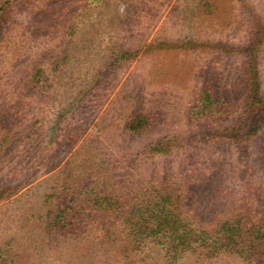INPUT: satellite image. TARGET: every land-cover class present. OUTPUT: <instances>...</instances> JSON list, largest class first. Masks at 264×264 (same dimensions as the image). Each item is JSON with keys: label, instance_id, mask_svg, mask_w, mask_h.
I'll return each instance as SVG.
<instances>
[{"label": "rangeland", "instance_id": "1", "mask_svg": "<svg viewBox=\"0 0 264 264\" xmlns=\"http://www.w3.org/2000/svg\"><path fill=\"white\" fill-rule=\"evenodd\" d=\"M88 3L76 20L71 60L50 103L39 101L28 82L46 50L61 47L59 38L43 34L47 19L30 15L27 4L4 26L8 42L0 45V123L13 135L0 149V249L10 248L8 264H126L117 245L108 251L95 244L97 238L91 244L70 239L57 245L45 237L36 219L51 178L61 183L77 176L87 179L90 189L117 193L120 185L145 187L163 174L194 172L198 182L185 191L202 215L211 217L237 202H249L264 214V107H255L250 117L263 120L256 131L248 118L240 122L251 59L264 106V0ZM67 5L74 10L76 0ZM115 47L136 54L97 80ZM204 89L223 98L212 121L191 112ZM74 100L78 109L53 131L58 111ZM139 108L151 116L152 125L129 134L125 121ZM37 117L42 129L31 127ZM80 121L84 130L73 147L50 142L56 135L64 138ZM34 130L38 134L24 138ZM172 137L177 139L169 143ZM158 142L167 150L150 156L149 148ZM99 234L101 229L95 237ZM128 257L127 264H164L158 248ZM179 264L247 263L229 254H190Z\"/></svg>", "mask_w": 264, "mask_h": 264}, {"label": "trees", "instance_id": "2", "mask_svg": "<svg viewBox=\"0 0 264 264\" xmlns=\"http://www.w3.org/2000/svg\"><path fill=\"white\" fill-rule=\"evenodd\" d=\"M68 1L0 0V45L8 42L5 39L6 22L12 20L17 10L25 4L31 8L30 15L47 19L41 26L43 34L59 38L61 47L47 49L43 60L35 64L29 76L28 86L39 96V101L47 103L53 101L52 92L56 90L59 77L64 74L71 60L69 53L76 35V20L89 7L88 0H76V8L71 11ZM135 54L136 52L124 49L117 51V47L109 50L104 67L97 72V80L102 81L117 67L122 68ZM254 68L255 60L251 59L245 69L247 99L240 115L242 123L248 118L253 132L257 126L262 125L263 120L252 121L250 117L256 115L255 107H264ZM221 100L223 98L213 94L210 89L202 90L197 96V106L192 109V115L212 121L221 112ZM78 107L79 102L76 100L61 107L53 121L55 126L52 130L55 131L66 116ZM240 122L230 128L235 130ZM151 125V116L139 108L127 117L124 129L129 134H139ZM31 127L42 129V120L37 117ZM83 130L84 126L80 121L67 131L64 138L56 135L50 142L70 149L77 143ZM251 132L250 135L253 133ZM30 134L38 132L30 131L24 138H31ZM12 135L11 127L0 123V149L10 143ZM176 139L172 137L169 143ZM149 150L153 152L149 155L155 156L167 148L158 142ZM46 157L47 153L41 154V158ZM195 177L194 172L187 176L163 174L152 181L150 186H135L132 183L120 185L117 193L114 188L108 191L104 188L90 189L87 179L77 176H67L61 183L51 178L43 195V212L37 215L36 222L45 237L54 240L57 245L70 239L80 245L91 244L94 238L98 240L95 244L107 247L108 251L117 245V255L120 254L126 264L129 254L131 256L136 250L150 247L160 250L164 264H179L190 254L204 257L229 254L239 257L247 264H264V214L256 211L249 202H237L211 217L202 215L197 207L192 206L185 191L188 187H195L198 182ZM3 197V192L0 191V200ZM99 229L101 234L95 237ZM8 248L0 249V264L9 263Z\"/></svg>", "mask_w": 264, "mask_h": 264}]
</instances>
